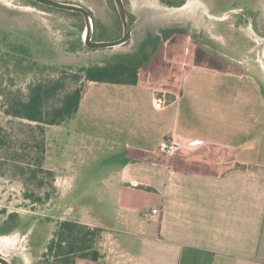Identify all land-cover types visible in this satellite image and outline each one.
<instances>
[{
	"label": "crops",
	"instance_id": "1",
	"mask_svg": "<svg viewBox=\"0 0 264 264\" xmlns=\"http://www.w3.org/2000/svg\"><path fill=\"white\" fill-rule=\"evenodd\" d=\"M158 86L140 70L133 85L85 82L74 117L46 128L44 164L60 200L73 182L91 178L119 214L113 219L125 240L116 249L104 231L110 247L92 263L264 264V81L246 70L194 64L176 88ZM155 91L166 93L162 109L154 107ZM170 136L183 149L197 140L199 153L231 155V166L208 172L164 156L159 147ZM104 151V176L84 178L74 169Z\"/></svg>",
	"mask_w": 264,
	"mask_h": 264
},
{
	"label": "rangeland",
	"instance_id": "2",
	"mask_svg": "<svg viewBox=\"0 0 264 264\" xmlns=\"http://www.w3.org/2000/svg\"><path fill=\"white\" fill-rule=\"evenodd\" d=\"M55 1L76 4L91 12L92 25L95 29L94 41H110L121 37L122 32L112 30L116 25H120L113 0ZM188 1L189 5L186 8L177 11L174 6H166L158 0H126L133 16L131 41L120 47L90 50L82 42L85 23L80 14L74 15L38 4L34 6L30 0H0V50H6L9 44L25 46L31 55L44 68H47L43 76L47 77L51 69L55 68V73L64 78L68 90L83 88L85 82L75 81L73 78L81 67L104 64L117 54L137 53L142 57H140L142 61L140 72L143 78L166 90L176 88L188 67L194 64L208 66L205 61L199 63L202 58L218 60L210 52L193 45L190 39L195 38L192 36L194 32H184L186 34L184 37L175 36L174 32H157L162 29L171 31L178 26L189 28V23L193 25L192 28L205 26L206 29H211L217 24L213 19L210 22L206 19L205 15H208L206 9L199 2L186 0ZM177 14H180V24L174 23ZM262 21L264 22V19ZM203 33L211 36L218 45L222 43L219 33ZM243 33L247 38L252 37L255 40L252 44L259 52L255 53V57L246 54V62L241 67L227 66L217 61L219 68L246 70L249 75L254 74L256 79L264 81V32ZM195 55L197 61H195ZM55 73L50 76L57 77ZM35 78V74L22 75L13 71L11 66L7 69L1 65L0 90H20L24 95L26 86ZM1 102L0 97V104ZM8 120L0 106V125L7 126ZM86 156L84 165L76 164L74 169L83 174L84 178L104 176L109 165L108 157L105 158L106 151L95 152L94 155L89 153ZM173 157L185 159L188 166L208 172L225 171L231 166V155L219 150H206L199 153L198 147L182 148ZM197 162H204V167L199 166ZM43 167L48 170L45 164ZM89 179L84 182L79 180L73 182L67 190V196H63L64 199L61 201L55 178L50 181L44 177L43 187L36 189L32 185L26 187L18 177L0 174V245L4 247H2L4 258L20 256L21 264H39L53 233L61 222L68 220L67 217L88 219L97 226L102 223L108 227L111 225V228H105L104 231L113 237L112 244L117 249L116 244L123 242L126 235L120 220L113 219L114 214L119 218L118 212L113 211L114 201L112 203L109 196L100 194L102 189L97 188L98 182ZM28 190L34 192V195L41 198L43 202L32 203L25 199L24 194ZM66 206L75 213L68 214ZM11 214L17 216L14 223L8 219ZM103 235L101 239H95L100 254H105L106 249L110 247L109 240H107L108 246L103 244ZM3 241L14 242V245L12 247L9 245L8 248V244ZM124 247L132 249L131 251L135 250V247L131 245ZM76 264L93 263L78 260Z\"/></svg>",
	"mask_w": 264,
	"mask_h": 264
},
{
	"label": "trees",
	"instance_id": "3",
	"mask_svg": "<svg viewBox=\"0 0 264 264\" xmlns=\"http://www.w3.org/2000/svg\"><path fill=\"white\" fill-rule=\"evenodd\" d=\"M6 47V50H0V67L4 65L9 69L11 66L13 71L22 75L32 73L36 78L26 86L24 95L20 90H0L2 113L9 119L7 126L0 125V174L18 177L26 187L32 185L40 189L44 177L50 181L55 178L52 171L43 167L46 128L63 125L74 117L82 88L68 90L64 78L55 73V68L44 77L47 68L25 46L9 44ZM140 57L137 53L117 54L104 64L81 67L73 78L75 81L133 85L137 83L142 67ZM54 73L57 74L55 78L50 76ZM24 197L32 203L43 202L29 190ZM8 219L14 223L17 216L11 214ZM103 233L101 228L65 220L53 233L39 264H76L78 260L98 262L102 256L95 239H101Z\"/></svg>",
	"mask_w": 264,
	"mask_h": 264
},
{
	"label": "flooded vegetation",
	"instance_id": "4",
	"mask_svg": "<svg viewBox=\"0 0 264 264\" xmlns=\"http://www.w3.org/2000/svg\"><path fill=\"white\" fill-rule=\"evenodd\" d=\"M158 1L166 6H170V7L174 6L177 11H181L182 9L186 8V6L189 4V1L186 2V0H158ZM194 1L199 2L201 6L205 7L206 12L208 14L205 15L206 19L209 22L210 20L213 19L215 23H217L214 27H211V29H206L205 26L201 28H195V27L192 28L193 25L189 23V28L178 26L176 28H173L171 31L170 29L169 30L162 29L157 32H174L175 36H180V37L186 36L184 32H194L192 36H194L195 38L190 39L193 45L195 47L201 48L202 50L210 52L211 55H213L216 59H218V60H204V58H202L199 63L205 61L207 62L208 66L213 68L220 67L217 61H221V63L227 66L241 67L246 62L247 59L246 54L255 57L256 55L255 53L259 52L257 47H255L254 44H252L255 42V40H253L252 37L247 38V36L243 32H264V22L262 21V19H264V13L262 12L264 11V0H194ZM122 2L125 6L128 20L130 24L133 26V16L129 10L128 4L126 0H122ZM118 19L120 25L119 26L116 25L115 27H113L112 28L113 32H123L122 23L119 16ZM174 23L176 24L181 23L180 14H177L175 16ZM92 32H95L94 26ZM203 32L219 33L221 35L220 37L222 38V43L221 44L219 43L218 45L216 41L211 38V36H209L208 34L205 35ZM253 35H255V33H253ZM263 52H264V48H263ZM194 58L195 61H197L196 55ZM1 233H6V232H1ZM0 256L4 258V256L2 255ZM15 257L5 258V259L9 262V264H21L22 259L20 258V256H15Z\"/></svg>",
	"mask_w": 264,
	"mask_h": 264
},
{
	"label": "water",
	"instance_id": "5",
	"mask_svg": "<svg viewBox=\"0 0 264 264\" xmlns=\"http://www.w3.org/2000/svg\"><path fill=\"white\" fill-rule=\"evenodd\" d=\"M38 5L45 6L52 9H57L61 11L71 12V13H79L83 16L84 23H85V31L82 38V42L84 46L90 50H103L109 49L114 47H120L122 45L127 44L132 39L133 33V26L130 24L125 6L122 0H113L118 16L121 20L123 32L120 38L110 41H94L92 39L93 36V25L91 20V14L89 10L86 8L72 4V3H65L59 2L55 0H30ZM189 5V4H188ZM187 5V6H188ZM0 263L1 264H9V262L0 256Z\"/></svg>",
	"mask_w": 264,
	"mask_h": 264
},
{
	"label": "built area",
	"instance_id": "6",
	"mask_svg": "<svg viewBox=\"0 0 264 264\" xmlns=\"http://www.w3.org/2000/svg\"><path fill=\"white\" fill-rule=\"evenodd\" d=\"M165 92L164 91H155L154 92V98H153V103L154 107L156 109H162L166 106V98H165ZM187 147H198L201 145L200 141L197 140H189L187 143ZM182 145L180 142H178L174 137L170 136L167 138L159 147V151L168 157L173 156L176 154L178 151L182 149Z\"/></svg>",
	"mask_w": 264,
	"mask_h": 264
},
{
	"label": "bare ground",
	"instance_id": "7",
	"mask_svg": "<svg viewBox=\"0 0 264 264\" xmlns=\"http://www.w3.org/2000/svg\"><path fill=\"white\" fill-rule=\"evenodd\" d=\"M150 6H151V5H150ZM7 240H8V239H7ZM3 242H4V241H3ZM4 243H7V242L5 241ZM13 243H14V242H12V243H7V244H8V248H9V245H11V247H12V246L14 245ZM2 244H3V243H2ZM2 247H3V245H2V246L0 245V255L4 256V253H3V248H4V247H3V248H2ZM11 249H12V248H11ZM6 254H7V253H6ZM25 259H26V258H25Z\"/></svg>",
	"mask_w": 264,
	"mask_h": 264
}]
</instances>
